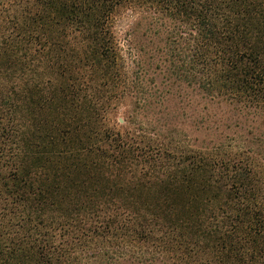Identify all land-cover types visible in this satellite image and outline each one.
I'll list each match as a JSON object with an SVG mask.
<instances>
[{
  "label": "trees",
  "instance_id": "1",
  "mask_svg": "<svg viewBox=\"0 0 264 264\" xmlns=\"http://www.w3.org/2000/svg\"><path fill=\"white\" fill-rule=\"evenodd\" d=\"M165 65L264 119V0H0V264H264V148L163 133Z\"/></svg>",
  "mask_w": 264,
  "mask_h": 264
},
{
  "label": "rangeland",
  "instance_id": "2",
  "mask_svg": "<svg viewBox=\"0 0 264 264\" xmlns=\"http://www.w3.org/2000/svg\"><path fill=\"white\" fill-rule=\"evenodd\" d=\"M128 22L129 18H124L122 26ZM162 58L161 53L159 57L154 58L153 64L161 63ZM168 70V65L162 69H148L154 83L165 86L164 90L169 92L163 100V105L154 113L156 115L159 112L158 117L166 120L165 126L161 128L163 133L174 132L179 139L183 141L190 139L195 145H200L203 140L216 141L218 144L217 141L232 137L237 140L236 143H242L244 148L251 147L254 150L264 148V119L253 116L245 118L237 111L239 110L237 106L209 102L193 86L187 87V82L178 80L175 82L171 76L172 69L169 72ZM151 115L153 114H149ZM123 118L124 114L114 112V119L121 122ZM217 126L219 128L216 129Z\"/></svg>",
  "mask_w": 264,
  "mask_h": 264
}]
</instances>
